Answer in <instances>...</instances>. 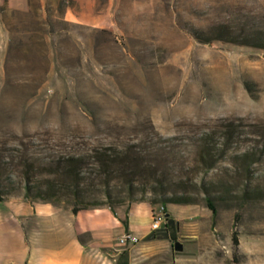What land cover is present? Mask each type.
<instances>
[{"label": "rangeland", "instance_id": "1", "mask_svg": "<svg viewBox=\"0 0 264 264\" xmlns=\"http://www.w3.org/2000/svg\"><path fill=\"white\" fill-rule=\"evenodd\" d=\"M9 5L0 0V159L8 163L0 177L13 184L2 189L22 195L20 158L34 183L63 181L48 172L68 155L87 163L84 186L108 179L114 197L129 179L146 195L235 182L230 156L245 151L261 156L250 170L264 179V50L192 37L264 31V0H112L113 26L96 29L62 20L71 0ZM205 139L218 154L226 145L208 171ZM102 154L112 162L100 174ZM186 206L196 211L187 221L196 223L197 264H264V200L223 204L214 215Z\"/></svg>", "mask_w": 264, "mask_h": 264}, {"label": "crops", "instance_id": "2", "mask_svg": "<svg viewBox=\"0 0 264 264\" xmlns=\"http://www.w3.org/2000/svg\"><path fill=\"white\" fill-rule=\"evenodd\" d=\"M8 2L13 10L25 9L26 0ZM71 2L75 9L63 10L65 22L95 29L113 26L112 0H105L104 6L100 0ZM152 208L138 202L73 214L67 208L24 199L0 201V264L199 263L193 235L196 223L187 221L195 216V209L166 205L164 223L151 230ZM181 210L188 216L179 218ZM161 226L164 231L157 233ZM126 235L137 237V243L117 248L118 239Z\"/></svg>", "mask_w": 264, "mask_h": 264}, {"label": "trees", "instance_id": "3", "mask_svg": "<svg viewBox=\"0 0 264 264\" xmlns=\"http://www.w3.org/2000/svg\"><path fill=\"white\" fill-rule=\"evenodd\" d=\"M192 37L202 44L218 40L264 50V31L260 30L249 35H244L241 38L239 36L231 38L226 35L225 31L218 28L207 39L199 38L196 35H192ZM225 147L226 145L221 149L220 154H218L214 150L213 145H209L208 140H204L201 155L208 162L206 171L214 166L218 156L221 158L222 154L225 153ZM230 157L238 165V175L235 174V177L239 180L235 182H230L225 179L219 181L202 180L195 188L196 193L184 191L180 194H168L167 191L154 189L151 192L152 195H146L149 192L147 189H141L135 192L131 179H129L126 194L119 197L112 195L108 185V179L105 180V184L101 189H93L92 181L85 186L83 185L84 178L81 176L83 174V168L87 163L80 156L68 155L60 157L52 163V171L48 173L61 176L63 181L45 180L36 183L30 177L29 169L32 168L31 164L28 163L27 159L20 158L17 164L27 169L21 187L22 195L14 196L7 190L2 189L1 185L3 182L10 188L13 181L9 177H6L4 180L0 177V201L24 199L30 203H46L59 208H67L73 214L102 206H108L110 208L123 207L126 203L144 202L149 205L160 203L163 205L179 206L198 205L201 203L214 215L216 207H220L223 204L231 203L232 205L239 202H258L264 200V179L254 177L250 170L252 164L260 162L261 156L251 151H245L242 153H234ZM109 158L111 157L107 154L98 155L95 158V164L100 174L111 165L112 160ZM7 166L8 163L0 159V170H5ZM192 186L194 187L195 185L193 184ZM232 240L236 243L234 238Z\"/></svg>", "mask_w": 264, "mask_h": 264}, {"label": "built area", "instance_id": "4", "mask_svg": "<svg viewBox=\"0 0 264 264\" xmlns=\"http://www.w3.org/2000/svg\"><path fill=\"white\" fill-rule=\"evenodd\" d=\"M165 221V209L162 205H157L156 207H153L151 210V216H150V229L155 230L157 229L162 223ZM138 241L137 237L132 235H126L123 237H120L117 241V248H126L128 244L134 245Z\"/></svg>", "mask_w": 264, "mask_h": 264}]
</instances>
